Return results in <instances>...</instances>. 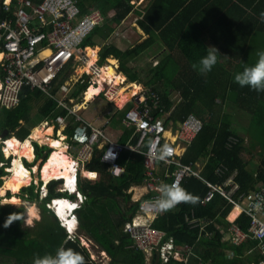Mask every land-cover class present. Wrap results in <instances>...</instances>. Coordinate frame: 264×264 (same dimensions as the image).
Returning <instances> with one entry per match:
<instances>
[{
    "label": "trees",
    "instance_id": "trees-1",
    "mask_svg": "<svg viewBox=\"0 0 264 264\" xmlns=\"http://www.w3.org/2000/svg\"><path fill=\"white\" fill-rule=\"evenodd\" d=\"M187 1L173 0L175 7L164 9V0H149L143 12L136 9V4H133L131 0H94L95 5L101 9L109 8L112 24L120 23L128 18L131 13L142 14L139 24L149 34L140 43L124 50L113 43L104 45L100 50V61L103 62L112 55L120 60L121 71L128 73L127 76L130 79H139L138 73L129 66L130 61L151 47L155 37H157L165 46L166 51L158 63L146 71L144 82L160 97V102L154 105L152 114L155 117L164 116L166 124L174 123V126L180 124L189 114H195L201 118L204 121V127L187 148L184 161L190 162L204 157L205 164L202 175L211 182L221 181V178L215 173V169L218 164L224 163L230 172L237 171L236 180L240 184L241 191L249 192L255 188V183L264 185V96L248 86L241 87L234 78H227L225 75L229 72L223 61L226 53H229L230 50L239 49L238 51H240L242 46L240 33L244 27L245 19L243 17L239 23L231 18L232 9H227V5L232 0H206V2H210V5H218L221 9L217 12L219 22L212 27L214 31H202L205 33L201 34L196 25L198 21L193 20L192 16L188 15V13L192 15L191 11L197 7L199 0H191L189 3ZM239 1L248 5L255 3L254 1ZM87 2L90 3L89 0H79L84 11L89 8ZM233 4L238 6L236 3ZM203 6L207 7V4H203ZM263 7L264 0H259L258 5L253 7L254 14H249L248 10H243V13L246 17L250 16L247 19L255 21L256 15L264 11ZM236 8L240 9L239 6ZM107 19L108 17L106 22ZM187 22L190 24L185 29L181 28V24L186 25ZM101 28L100 25L92 30L84 40L83 47L96 45L95 40H93L96 35L100 34L104 38L107 37ZM154 32L156 34H152ZM224 37L229 39V43L215 46V40L219 41ZM209 46H214L219 50L218 62L210 72L200 74L193 69L192 65L207 55ZM111 61L116 63L114 59ZM254 64L250 62L246 67ZM236 69L242 72L241 67ZM180 74L186 75H183V80L177 82L176 79ZM67 78L68 74H63L62 81ZM86 86L87 83L85 82H77L73 95L78 96L86 89ZM174 91H178L177 100L172 98ZM99 92L97 85L90 86L86 94L87 99H91ZM33 99L41 102L36 106L37 113L35 115L32 114L35 107L32 102ZM218 99L221 101L220 103H218ZM227 104L236 109L243 108L251 113L247 131L251 132L252 138L257 139L262 148L260 151L261 162L256 175H254V168L251 167L252 158L246 159L244 156L245 152H252V147L247 148L244 145L243 134L238 133L239 130L236 129L237 125L232 120V115L225 111ZM58 114H66V110L58 107L55 99L45 95L39 89L27 87L24 89L22 100L17 106L10 109H0V134L6 130L7 137L16 136L24 141L31 134L32 128L39 122L55 118ZM76 128L77 124L69 125L67 129L70 134H68L69 137L73 135ZM88 130L90 129L88 128ZM231 135L237 136L239 142L232 147H227L226 142ZM136 141L137 137L134 143ZM255 144L256 142L254 146ZM35 146L36 156L39 159L47 146H40L37 142H35ZM101 154L102 152L97 150L89 163L92 169L99 172V177L96 180L79 177V188L86 196L83 206L87 200L91 201L87 204V208L91 217L95 219L97 215L96 203L101 202L103 207L106 206L109 209L115 205L118 199L115 194L108 191L109 174L106 172V168L102 166ZM2 159L4 156L0 150V162L3 161ZM119 162L125 167V173L120 178L113 180L112 186L127 189L132 182H143L145 174L142 153L125 149L121 153ZM86 173L87 176H94L87 171ZM8 174L4 166H0V187L4 184L5 176ZM60 182V180H52L48 184V196L45 198H40L41 194L38 185L35 183L23 188L22 197L32 202L39 201L43 210V218L36 228L26 227L23 221H15L8 228H4L3 223L9 214L24 210L12 204L0 205V264H33L35 257L55 254L56 249L62 245L64 247L71 245L72 241L65 242L66 228L60 225L56 215L47 207L51 198L68 196L66 192L57 190ZM183 188L198 198L197 203L178 204L173 210L158 216L153 226L165 230L168 236L174 237L178 244H189L193 251L187 261L172 258L164 264H252L259 263L264 259V254L254 249L259 242L258 239L247 238L241 244L232 243L230 238L224 239V235L231 224L227 215L232 205H226L220 194H217L209 204L202 205L200 200L206 193L207 186L201 179L197 177L187 178L183 183ZM9 197L11 195H8ZM126 197L124 202L128 205L129 214L126 216L124 211L120 209L121 220L115 225L111 224V231L113 234H117L120 243L116 244L107 236L100 237L99 233L92 235L112 256V261L109 264H115L119 261L128 264H146L143 253L132 247L130 237H127L126 233L124 235V232H120L124 223L130 219L138 207V203L129 201V195ZM191 209H195L198 216H206L214 220L206 228L213 233V237H208L205 234L200 235L199 228L189 229L184 221V215ZM239 213L240 209L237 207L230 212L229 216L234 219ZM238 222L247 228L249 217L242 214L238 218ZM119 253L122 256L120 259L116 258ZM151 264L161 263L154 257Z\"/></svg>",
    "mask_w": 264,
    "mask_h": 264
},
{
    "label": "built area",
    "instance_id": "built-area-1",
    "mask_svg": "<svg viewBox=\"0 0 264 264\" xmlns=\"http://www.w3.org/2000/svg\"><path fill=\"white\" fill-rule=\"evenodd\" d=\"M106 18V12L99 7L82 10L78 0H0V109L17 106L27 87L39 89L55 99L58 107L66 110V114H58L55 118H51L56 125L50 123V118L45 119L42 124L56 127L55 132L66 129L69 122L77 124L73 135L64 136L65 139L69 138L65 146L76 165L87 163L92 159L96 148L102 147L103 139L107 138L104 130L109 122V116L122 110L113 99L118 90V86L113 83H108L106 88L84 104L85 93L91 85L97 83L90 79L83 95L74 96V85L79 81L85 82L82 76L76 80L68 76L62 81L63 73L74 64L78 55L81 60L87 61L86 53H83L85 47L82 44L96 26L106 22ZM102 94L115 109L111 113L96 114L93 120L88 119L83 111L86 112L90 104ZM159 102V95L151 89L141 87L137 92H133L126 101L130 106L122 113V119L126 126L134 128L138 135L137 143L125 144L108 140L101 154V161L108 165L110 174L119 177L125 172L124 166L119 162L121 153L125 149L141 151L142 145L147 147L143 151L144 183L150 196L138 199L136 213L126 224L125 229L132 238V246L144 253L150 264L154 257L161 264L169 262L172 258L185 261L174 237H168L164 230L153 226L155 219L165 213L157 211L154 202L160 195V185L175 182L182 187L187 178L197 177L207 186L206 193L200 200L202 205L209 204L217 194H220L226 205H232L230 212L237 207L240 209L236 218H227L231 223L228 228L231 242L241 244L247 238H255L259 240V248L264 253V185H259L249 192L241 191L240 184L236 180L237 171L230 172L226 164L220 163L215 169L221 181L211 182L202 175L205 161L184 162L182 156L202 131L204 121L195 114H189L174 128L173 123L166 124L164 117H155L152 114L154 105ZM87 104L89 105L86 106ZM80 106H83L81 110L75 109ZM78 110L81 112L78 113ZM103 116H106V119L102 123H96ZM31 136L29 135L28 138L33 144L36 139ZM8 138L3 140L4 152ZM150 142L154 143L157 149L165 144L169 145L173 149L172 155L163 161L150 158L147 155ZM238 142V137L231 135L226 146L232 147ZM109 150L115 154V158L105 159ZM5 155L9 157L13 154L8 156L5 153ZM23 158L28 160L26 156ZM161 163L166 166L163 178L156 172ZM26 168L30 169L31 174L36 173L34 166L26 165ZM75 170L74 181H65L57 190L63 192L68 190L69 193L75 191L76 199L68 200L77 207L81 206L77 199L84 202L86 196L79 191L78 166H75ZM46 185V183L40 185L41 198L48 196ZM60 199L66 198L54 197L47 206L58 213L56 202ZM76 207H71L70 212L61 216L62 225L68 227L76 216L73 225L76 227V220H79L78 214L75 213ZM242 214L249 217L247 228L238 222ZM184 221L190 229L199 228L200 235H213L206 228L214 220L198 216L195 209L185 213ZM184 248L186 252L192 249L188 244ZM188 255L189 253L186 257Z\"/></svg>",
    "mask_w": 264,
    "mask_h": 264
},
{
    "label": "crops",
    "instance_id": "crops-1",
    "mask_svg": "<svg viewBox=\"0 0 264 264\" xmlns=\"http://www.w3.org/2000/svg\"><path fill=\"white\" fill-rule=\"evenodd\" d=\"M89 1H90L91 4L89 2H87L88 7H94V6L95 7H98V6L95 5L94 0H89ZM148 1L149 0H131V2L133 4H136V6H137L136 9H139V10H141L143 12H144V9H145L146 5L148 4ZM190 1L191 0H188L187 2L189 3ZM193 1H198V0H193ZM245 1H247V2L254 1L255 3H253V5H252V3L248 5V4L244 3V2H240L239 0H232V2L228 3V5H227V9H230V8L232 9V16H231V18H234L239 23L242 21L243 17L245 19L244 27L242 29V32L240 33L241 34V37H242V39H241L242 40V46L240 48V51H238L239 49H237V50L233 49V51L230 50L229 53H226V55H225V57L223 59V60H226L227 61V64L229 65V67L226 66V69L228 70L229 74L226 73L225 76L227 78H231V79L234 78L235 74H237V73L240 72L239 69L237 70L236 68H238V67L240 68L241 67V71H243V68H245L246 66L249 65L250 59L252 57V53L253 52H255V56L256 57L251 62L256 63L257 60H258V58H259L258 55H257V53L260 52V51H264V23L261 22V20L259 18V15H256V20L255 21L254 20L253 21H250L249 19H247L250 16L248 15V17H246L244 15V13H243V10H248L249 11V14H254L253 13V9H254L253 7L258 5L259 0H245ZM164 2H165L164 9H166V8H169L170 9V8L175 7V4H174L173 0H164ZM233 3H236V5H238L240 7V9H237L236 7H238V6H235ZM203 4H207V7L206 6H203ZM263 8H262V10H263ZM108 9L104 10L106 12V14H107V17H108L107 22L104 23L103 25H101L102 26V28H101L102 29V32H104L105 34H107V37L104 38L100 34L99 35H96L94 37L95 39H93V40H95L96 45H94V46H86L85 47V48L92 47V48H97L98 49V51H97V59H96L95 63L92 65V68H91V73L93 75V78H94L93 80L95 82H96V79H95L96 74H98L99 71L101 70V68L104 67V66H106V65H112L115 68V71L118 74H122L123 75V79H121L120 85L117 87L118 90H117L116 95H115V96H117L116 99H115V102L117 103V105L120 108H122V110L119 111L121 114L119 116H117L116 119H115V115H110L109 116V122H108V124H107V126L105 127V130H104L105 131V135H106L107 138L103 139V145H102V147L96 148V151L99 150L101 152L103 151V149H104L106 143L108 142V140H115V141H119V142L125 143V144H136L137 143V141H138V135L135 133V130H134L133 127H129V126H126L124 124L123 119H122V116H123L122 113L125 110H127L129 108V106H130V104L129 103H126V101L133 94V93L131 94L132 88H133V84L139 86V88L145 87L147 89H151V88H149L148 86L145 85L146 83L141 82L139 79H136L137 81H129V80L127 81V79H128V76L127 75L128 74H126L123 71H121V69H120V65H121L120 64V60L117 59V58H115V57H113L112 55L109 56V57H107L105 61H103V62L100 61V50H101V48L104 45L109 44V43H113L117 47H119L120 49H123L124 50L126 48L135 46L137 43H140L141 41H143L144 39H146L149 36V34L146 33L143 30V28L140 26V24H139V20H141L142 14L141 15H138V14L131 13L128 16V18H126L125 20L121 21L120 23H118V24L113 23L112 24L111 23L112 22L111 13H110L111 11H108ZM220 9H221V7H219L218 5L212 6V5H210V2H208V1L206 2V0H199V2L197 4V7L195 9H192V11H191L192 15L189 14V13H188V15L190 17L192 16L191 18L193 20L198 21V23L196 25L198 26V29L201 32V34H203L205 32H202V31H206V32L207 31H211V32L214 31L212 27L219 22V19H218V16H217V12ZM126 24L129 25V28L125 31V33L122 36L124 38V41L127 42V45L121 40L120 37L117 36V35H119V33L122 32V28H125L126 27ZM189 24H190L189 22H187L186 25L181 24V28L185 29V27L188 26ZM199 26L201 27L202 30L200 29ZM109 30H110V32H109ZM111 31H112V33H111ZM152 34H156V33L154 32ZM96 37H97V39H96ZM224 39L219 40V41L218 40H215V42H214L215 43V46H221V44H228L229 43V39L226 38V37H224ZM121 46H126V47L125 48H122ZM151 46H163V45L157 39V37H155L154 44H152ZM164 49H165L164 50V54H165V51H166L165 46H164ZM84 50H85V53H86V49H84ZM86 56H87L86 58H87V61H88V58L89 57H88L87 54H86ZM112 59H114L116 61V63H113L111 61ZM99 61L101 62L100 64H98ZM130 63H131V61H130ZM86 64H87V62H86ZM183 75H186V74H180V75H178V77H180L181 79H183L184 78ZM84 77H86V80H89V79H87L89 77L88 74H85ZM108 83H112V81H104V84L105 85H103V89L106 88V86H107ZM127 87H128V89L125 90L123 93H121ZM130 89H131V91H130ZM137 89H136V87L134 88V90H133L134 93L136 92ZM83 92H81L78 96H82L83 95ZM119 93L121 95H123V96L124 95L126 96L125 101H123V102L120 101V98L118 96ZM258 93H261V95L264 96V92L263 91H258ZM83 99H84V104H86V102H87V100H86V93H85ZM35 100L36 99H33L32 100V102L34 103V106H35L34 109H33V111L36 110V113H37V107H36L37 106V103H36ZM88 105L89 104H87L86 106H88ZM228 107L230 109V114L232 115V120L235 121L233 112L234 111L237 112V110H239L240 108L239 109H236L235 107H233L231 105H228ZM241 109H243V108H241ZM244 110L245 109H243L241 111H244ZM246 111H248V110H246ZM248 112H250V111H248ZM33 115H35V114H33ZM21 122H23V120H21ZM235 122L237 123V121H235ZM51 124L52 125H56L55 123H51ZM70 124H72V123L69 122L67 128L64 129L63 131L57 132V137H54L53 136V138H56V139L62 138V141H60V144L59 145H60L61 148H63V150L67 154H69V153L67 152V148H66L65 145H66V142H68L69 138L65 139L64 136L67 135L69 137L70 134L67 132V129H68V127H69ZM38 125H36V126H38ZM177 125H179V124H177ZM36 126L33 127V128H36ZM176 126L174 128H176ZM240 126H242V125H240ZM45 127L48 128V127H52V126L49 125V126H45ZM33 128H32V130H33ZM243 128H244V130H243L242 134H243V136L245 138L244 145L247 148H251L252 147V152H250V153L249 152H245L244 153V156H245L246 159H251L252 158V166L251 167L254 168L253 169L254 170V175H256L257 174L256 173L257 168H258V166H259V164L261 162L260 151L262 150V148H261V146H260V144L258 142H256L255 146H254V144H252V141H251L252 134H251V132H248L247 131L248 128H249V126L243 127ZM32 130H31V132H32ZM32 133H31V135H32ZM0 136H1V134H0ZM5 137L7 138V135ZM136 137H137V141H136V143H134V140H135ZM10 138H12V136ZM26 139H29V138L27 137ZM51 139H52V137H51ZM36 141H37V139L35 141H33V146H34V157H33V159L32 160H29V159L28 160L27 159H24L23 160V163L25 165H26V162L27 163H30V164L32 163V166H34V170H35V166L36 165H38V167H41V165H43V163L47 160V158L49 157V155H51V153L53 151H55L56 149H58V148H55V147L51 146L50 145V142L49 143H47V142H43V143L39 142L38 143L37 142L40 146H45V145L47 146V148H45L44 151H43V154H42L43 158L41 157L42 159L41 158L37 159V156H36V146H35V142ZM3 146H4V144L2 142L1 143V147L3 148ZM61 148H59V149H61ZM146 148L147 147L145 145H142L141 146V151H136V150H134V151L143 154V151H145ZM129 150H131V149H129ZM96 151H95V153H96ZM95 153H94V155H95ZM94 155H93V157H94ZM143 156H144V154H143ZM184 156L185 155L182 156L183 161H184ZM93 157H92V159H93ZM8 158L9 157L6 156L2 160H6ZM92 159L90 161H87V163H79L78 165L74 164V173L75 174H72V177L70 178V181L69 182H72V180L74 179V176L76 175L75 166H78V176L79 177H80V175L83 174L82 176L84 178H89V179H92V180H96L99 177V172L96 169H92V166H89L90 165L89 163L92 161ZM100 160H101V158H100ZM196 161L203 162L204 160L202 158H198V159H196L194 161H190V162L184 161V162H186V163H193V162H196ZM2 162H4L5 165H6V162L5 161H2ZM102 163H103L102 166H104L106 168V172L109 174L108 191L111 192V193H113V194H115L117 196V198H118L116 200L115 205L112 206L109 209L106 206H104L105 207V210H104V207H103L102 204L96 203L97 215H96V219H95V218L91 217V215L89 213V209L87 208V204L90 203L91 201L90 200H87L86 204L84 206L82 204V208L77 211L78 216H79V220H76V227H73V225H75V221H74V219L76 218V216H75V218H73V220H71V223H70V224H72V230L69 231V229H66L67 230V236L65 238V242H67L68 240L72 241L71 242V245H69L68 247L69 248H72L75 251H77L80 254H82L84 256V258H85L86 264H99V263L100 264H109L110 261H112V256L106 251V249L98 241H96L94 239V237H93L92 234H94V233H97L98 234L99 233L98 235L100 237L101 236H107V237L111 238L116 244H119L120 243L119 238L116 236L117 234H113L112 231H111V227H112L111 224L115 225L117 222H119L121 220L120 209H122L124 211V214L126 216L129 214L128 205H127V203L124 202V200L127 198L126 196L127 195L130 196L129 201L132 202V203H138V199L140 197L150 196V193L148 192V189L146 188L144 182H141V183H133L132 182V183L129 184V186H128L127 189H124L123 187H114V186H112L111 185V182L113 180H115V179L120 178L125 172L121 176H119V177L113 176L109 172L108 165L106 163H104L103 161H102ZM1 164H3V163H1ZM87 166H89V167H87ZM86 171L88 173H90V174H94V176L93 177L87 176ZM165 171H166V166L165 165H162V163H161V165H159L157 167V170H156V172L158 173V175L160 177H162V178H163V175H164ZM38 180H39L38 181V183H39L38 186L39 187H40V185H42V184L45 183L44 181H43L44 183H42L39 177H38ZM59 180L61 182L59 183L58 187H61L62 186V183H65L66 179L65 178H62L61 179L60 178ZM49 183L50 182H48L46 184H49ZM203 183H204V181H203ZM166 184H169V183H166ZM259 185H261V184L260 183H255V187H257ZM71 198H74L75 199V195H71ZM68 210L70 212V209H68ZM66 212H68V211L65 209L63 211V213L66 214ZM135 213L130 217V219H128L124 223L123 229H122V231H120L122 233L124 232V235L126 233V236L127 237H130V235L126 231L125 227H126L127 222H129L132 219V217L135 215ZM200 217H202V216H200ZM203 218H208V217L204 216ZM41 220L37 221L38 223L36 222V225H34V227H32V228H36L37 226H39V222ZM59 223H60L61 226H63L64 228H66L64 225L61 224L60 220H59ZM106 233H109V234H106ZM167 236H168V234H167ZM208 237H213V235L212 236H208ZM226 238L227 239L230 238V234L228 233V231L224 235V239H226ZM130 239L132 240L131 237H130ZM249 239H255V238H249ZM178 245L180 247L179 248L180 249V252L182 253V255H184V258H185L184 260L187 261L188 258H189V256H190V254L192 253L193 249H191L189 252H186L184 247H185V245H187V243L178 244ZM254 249H256V250L260 251L262 254H264L260 250V248H259V242H258L257 246ZM188 253H189V255H188V257H186V255ZM119 254H117V257H116L118 259H120V257L122 258V256H121L122 252H121L120 255ZM143 255L145 257L146 264H150V262L147 260V258H146V256H145L144 253H143ZM186 258H187V260H186ZM115 264H128V263H122V262L119 261V262H116ZM252 264H264V259H262L259 263H252Z\"/></svg>",
    "mask_w": 264,
    "mask_h": 264
},
{
    "label": "clouds",
    "instance_id": "clouds-1",
    "mask_svg": "<svg viewBox=\"0 0 264 264\" xmlns=\"http://www.w3.org/2000/svg\"><path fill=\"white\" fill-rule=\"evenodd\" d=\"M259 18H260L261 22H264V11H262L259 14ZM218 53H220V52L216 47L209 46L208 51H207V55L202 57L198 63H194L192 65L193 69L198 71L200 74H206V73L210 72L212 70V68L218 62V55H217ZM257 55L259 57L257 62L252 66L245 67L242 72L235 74L234 80L241 87L248 86V87H250L256 91H264V51L258 52ZM2 138L5 139L6 137H2ZM18 139L21 140L20 138H18ZM148 147H149V151H148L147 155L150 158L158 159L161 161L166 160L173 153V149L167 144H165L162 148L157 149L156 145L154 143L150 142ZM3 153L5 155L4 151H3ZM109 157L115 158V154L111 150H109V154L106 156L105 159H107ZM9 158H12V160H13L15 158V156L12 155V156H9ZM23 160H24V158L22 159V162H23ZM1 166H4V168L10 167V166H5L4 162H3V164H1ZM5 171H7L9 174L11 173L8 169H5ZM38 173H39V177H40V172H38ZM34 175L32 174L33 177H34ZM80 176L83 177L82 175H80ZM78 178H79V176H78ZM53 180H59V179H53ZM32 181H34V179H32ZM41 182L44 183L43 181H41ZM38 188L40 189L39 186H38ZM8 191L10 192V190H8ZM79 191L81 192L80 188H79ZM61 192H63V191H61ZM65 192L68 194V196H59V197H64L66 199L74 200V198H71V195H75V199H76V192L75 191L69 193V191L66 190ZM159 193H160V195L155 199L154 208L161 213L173 210L180 203L195 204L198 201L197 197L188 193L183 187H181L178 183H175V182L172 184L160 185ZM77 201L79 203H81V206L76 207V209H75L76 214H78L77 211L82 208V204H84V202H85V201L81 202L79 199H77ZM6 204L15 205L17 208H22L24 211L23 212H13V213L9 214L3 223L4 228H8L15 221H23V223L26 227H31V226H33L34 220L40 219V216L38 214V209L35 206L26 205L20 201H8V200L0 201V205H6ZM50 210L56 215V217L59 220H60L61 216H63V214H65V213L60 214L59 211H58V213H59L58 214L57 212H54L52 209H50ZM25 214H26V219H25ZM65 227H66V229H69V227H67V226H65ZM33 264H86V261H85V258L82 254H80L79 252L75 251L72 248L64 247L62 245L61 247L56 249L55 254H45L44 256L35 257L33 260Z\"/></svg>",
    "mask_w": 264,
    "mask_h": 264
},
{
    "label": "bare ground",
    "instance_id": "bare-ground-1",
    "mask_svg": "<svg viewBox=\"0 0 264 264\" xmlns=\"http://www.w3.org/2000/svg\"><path fill=\"white\" fill-rule=\"evenodd\" d=\"M97 48L88 47L86 48V54L88 55V61L85 65V69H88L91 71L92 65L95 63L97 59ZM100 69V68H99ZM95 75V74H94ZM97 85L99 90L103 89L104 81H112L115 82V84H119L121 82V79H123L122 74H118L115 71V68L112 65H106L101 68L98 74L95 76ZM133 84V88H138L137 85ZM132 88L131 94L134 92ZM124 89L121 93H123ZM131 91V89H130ZM120 101H125L126 96L121 95L119 93ZM117 96H115L113 99L115 100ZM32 138H36L40 140L41 142H50V145L58 148L55 151H53L50 155V157L47 159V161L42 166V171L40 170L41 174L40 177L43 179L45 183L50 182L52 179H62L65 178L66 181H70V178L72 177V174L74 173V162L72 161V157L67 154L63 148L60 147V142L62 141V138H60L59 141L53 142L51 141V135L53 133V128H42V127H36L32 131ZM50 138V139H48ZM6 151L5 153L9 156L10 154L15 155L16 157L13 159L12 166H10L8 169L11 173L10 175L5 177V182L0 188V195H5L8 190H12V193L14 194L10 200L11 201H20L21 199L16 195L18 191L21 190L22 186L29 185L34 179L29 169L26 168V166L22 162V157L26 156L29 160H32L34 157V146L32 144L31 139H26L24 141L19 140L16 136H12V138H8ZM61 148V149H59ZM40 169V168H39ZM38 166L35 167V170L39 171ZM38 179V178H36ZM58 211L60 214H63V211L66 209L68 212L72 205V202L68 199H60L56 202ZM35 206L36 205H30ZM72 225V224H71Z\"/></svg>",
    "mask_w": 264,
    "mask_h": 264
},
{
    "label": "rangeland",
    "instance_id": "rangeland-1",
    "mask_svg": "<svg viewBox=\"0 0 264 264\" xmlns=\"http://www.w3.org/2000/svg\"><path fill=\"white\" fill-rule=\"evenodd\" d=\"M79 1V0H78ZM80 5V4H79ZM129 28V25H127L126 24V27L125 28H122V32L121 33H119V35H117L118 37H120L121 38V40L127 45V42L126 41H124V38H123V34L125 33V31L127 30ZM113 31V30H112ZM112 31H111V33H112ZM109 32H110V30H109ZM95 39V38H94ZM96 39H97V37H96ZM122 48H125L126 46H121ZM86 49V48H85ZM164 46H151L149 49H147V51H145V52H143L140 56H138V57H135L134 59H132L131 60V63H130V67H133V70L134 71H136L137 73H138V75H137V77H139V80L141 81V82H145V80H146V75H145V73H146V71L147 70H149V68L150 67H152L153 65H156V63L158 62V60L160 59V57H162L163 56V54H164ZM255 52H253L252 53V57H251V59H250V62L251 61H253L254 59H255ZM224 61V64H225V66H227V67H229V65L227 64V61H225V60H223ZM87 62V61H86ZM85 61H83V60H81V57H80V55H78L76 58H75V62H74V64L70 67V68H68L63 74H68V76H71L70 78H73L74 80H76L77 78H79L80 76H82V78L85 80V83H88L89 81H91V80H93L94 78H93V75H92V73H91V71H89L88 69H85L84 67V65H85V63H86ZM101 62L99 61V63L98 64H100ZM244 69V68H243ZM126 73V72H125ZM85 74H88L89 75V77L87 78V79H89L88 81L86 80V77H84V75ZM126 74H128V73H126ZM69 78V79H70ZM90 78H91V80H90ZM137 81L136 79H130L129 77H128V79H127V81ZM179 80H183V79H181L180 77H177V79H176V81L178 82ZM113 84H115V82H113ZM115 85H117V86H119L120 85V83H119V85L118 84H115ZM144 85V84H143ZM98 86V85H97ZM76 87V84L74 85V88ZM138 88H139V86H138ZM121 90V89H120ZM133 90H134V88H133ZM101 91V90H100ZM86 94H87V92H86ZM178 91H174V93L172 94V98H173V100H177L178 99ZM81 98V97H80ZM86 100L87 101H89L90 99H87V96H86ZM36 101V103H37V105L40 103L39 101H37V99L35 100ZM221 101L218 99V103H220ZM228 105L229 104H227L226 106H225V111L226 112H230V109H229V107H228ZM85 106V105H84ZM83 106H80L79 108H77V107H75V109H80V108H82ZM115 108H114V106H113V104L112 103H109L106 99H105V96L102 94V96L100 97V98H96L95 100H94V103H92V104H90V106H89V108L86 110V112H84L83 111V114L88 118V119H91V120H93L94 119V116L96 115V114H100V113H105V114H107V113H111V112H113V110H114ZM81 110V109H80ZM80 110H78V113L79 112H81ZM241 110H243V109H239V110H237V112L236 111H234L233 112V114H234V119H235V121H237V123H236V129H238L239 130V134H241L242 132H243V130H244V128L243 127H247V126H249V123H250V112H248V111H246V110H244V111H241ZM76 113H77V110H76ZM32 114H36V110L35 111H33V113ZM121 113L118 111L117 113H115V119H116V117L117 116H119ZM106 119V116H103L100 120H98V121H96V123H102L104 120ZM239 122H241V123H239ZM50 123H53V121L50 119ZM39 125L38 126H36V127H42V128H44L45 126L42 124V121L40 122V123H38ZM240 125H242V126H240ZM55 128V130H56V127H54ZM54 128H53V133H52V135H51V137H52V139H50V138H48V139H50L51 141L53 140L54 142H57V141H59L60 139H56V138H53V136L54 137H57V132H55L54 131ZM34 129V128H33ZM33 131V130H32ZM32 133V132H31ZM31 135V134H30ZM3 139L4 138H1L0 137V150H1V152H2V154H3V156L4 157H6L5 155H4V153H3V151H2V147H1V143H2V141H3ZM36 139V138H35ZM251 141H252V144H254L255 142H257V139H254V138H252L251 139ZM36 142H41L40 140H38L37 139V141ZM60 142V141H59ZM41 143H43V142H41ZM49 143V142H48ZM46 144V143H45ZM15 156V155H14ZM16 157V156H15ZM50 157V156H49ZM42 158H43V156H42ZM41 158V159H42ZM3 161H5L6 162V165L5 166H12V163H13V160H12V158H8V159H6V160H3ZM40 161V160H39ZM38 161V162H39ZM47 161V160H46ZM45 161V162H46ZM44 162V163H45ZM1 163H3L2 161L0 162V166H1ZM44 163H43V165H44ZM32 164V163H31ZM30 163H27L26 162V165H28V166H30L31 165ZM43 165H41V167H38V169H39V171L38 172H40V170L42 171V166ZM36 166H38V165H36ZM35 166V167H36ZM87 167H89V166H87ZM5 169H6V167H5ZM30 170V169H29ZM36 173H35V175H34V181H31V183L29 184V185H31L32 183H35L36 185H37V182L39 181L38 179H36V178H38L39 177V173L37 172V171H35ZM40 174H41V172H40ZM8 175H10V174H8ZM7 175V176H8ZM6 177V176H5ZM40 178V177H39ZM52 181V180H51ZM50 181V182H51ZM143 182H144V180H143ZM45 184V183H44ZM29 185H26V186H29ZM26 186H22V188H21V190L20 191H18L17 192V196L21 199V202L23 203V204H26V205H36L37 207V209H38V214H39V216H40V219L39 220H41L42 219V217H43V210H42V208H41V206H40V203H39V201H34V202H32V201H30V200H26L25 198H23L22 197V194H23V188L24 187H26ZM46 186H48V184L46 185ZM2 187V186H1ZM0 187V188H1ZM9 192V191H8ZM8 192L5 194V195H0V201H3V200H8V201H11L10 200V198L14 195L13 193H12V190H10V192H9V194H8ZM8 195H11V197H9L8 198ZM41 198V197H40ZM25 200V201H24ZM100 204H101V202H100ZM39 207V208H38ZM230 212V211H229ZM25 217H26V214H25ZM230 216H229V214L227 215V218L228 219H231V218H229ZM26 219V218H25ZM39 220H34V222H33V226H31V227H34V225H36V222L37 221H39ZM38 223V222H37ZM69 232V231H68ZM100 264V263H99Z\"/></svg>",
    "mask_w": 264,
    "mask_h": 264
},
{
    "label": "water",
    "instance_id": "water-1",
    "mask_svg": "<svg viewBox=\"0 0 264 264\" xmlns=\"http://www.w3.org/2000/svg\"><path fill=\"white\" fill-rule=\"evenodd\" d=\"M85 52V50H83V53ZM7 135V131H4L1 136L2 137H5ZM40 180L43 181V179L40 177Z\"/></svg>",
    "mask_w": 264,
    "mask_h": 264
},
{
    "label": "snow or ice",
    "instance_id": "snow-or-ice-1",
    "mask_svg": "<svg viewBox=\"0 0 264 264\" xmlns=\"http://www.w3.org/2000/svg\"><path fill=\"white\" fill-rule=\"evenodd\" d=\"M92 175H94V174H92ZM70 207H73L74 208V207H76V205H71ZM71 230H72V225L70 224L69 225V231H71Z\"/></svg>",
    "mask_w": 264,
    "mask_h": 264
}]
</instances>
